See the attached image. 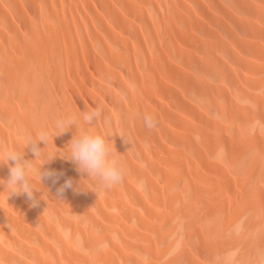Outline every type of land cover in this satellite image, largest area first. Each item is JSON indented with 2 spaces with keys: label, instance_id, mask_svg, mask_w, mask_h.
<instances>
[{
  "label": "bare ground",
  "instance_id": "1",
  "mask_svg": "<svg viewBox=\"0 0 264 264\" xmlns=\"http://www.w3.org/2000/svg\"><path fill=\"white\" fill-rule=\"evenodd\" d=\"M86 105L124 179L0 191V264H264V0H0V158Z\"/></svg>",
  "mask_w": 264,
  "mask_h": 264
},
{
  "label": "clouds",
  "instance_id": "2",
  "mask_svg": "<svg viewBox=\"0 0 264 264\" xmlns=\"http://www.w3.org/2000/svg\"><path fill=\"white\" fill-rule=\"evenodd\" d=\"M102 118V107L89 108L86 105L85 110H80L79 113L57 116L51 129H40L38 133L31 135L22 150H5L3 157L0 158V166L8 164L9 175L6 180L0 177V186H2L0 191L8 190L7 199L12 195L26 193L32 200L31 206H35L40 200L47 202L45 194L49 198L64 201L65 190L73 187L72 177L65 179L56 189L55 194H51L44 183V178H49L55 184L63 175V172L43 167L45 163H51L57 157L71 161L77 172L81 173L76 190H92L81 183L82 177L90 178L100 190H106L121 183L126 174V168L121 152L117 151L114 140L110 138L114 133H100L95 129L97 122ZM143 122L145 127L151 128L154 125V118L151 114L145 113ZM68 130H73L71 139L63 147L56 146L55 154H46L43 151L50 139L55 144L54 138ZM119 135L125 139V143L131 145L127 137ZM41 142L43 146H40ZM30 144L34 156L26 158V149ZM37 161H39L38 165ZM92 191L96 193V190Z\"/></svg>",
  "mask_w": 264,
  "mask_h": 264
}]
</instances>
